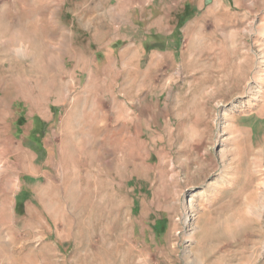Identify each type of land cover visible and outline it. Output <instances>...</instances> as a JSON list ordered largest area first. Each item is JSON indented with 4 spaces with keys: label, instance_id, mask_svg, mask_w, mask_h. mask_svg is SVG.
I'll return each instance as SVG.
<instances>
[{
    "label": "rangeland",
    "instance_id": "374dc122",
    "mask_svg": "<svg viewBox=\"0 0 264 264\" xmlns=\"http://www.w3.org/2000/svg\"><path fill=\"white\" fill-rule=\"evenodd\" d=\"M0 264H264V0H0Z\"/></svg>",
    "mask_w": 264,
    "mask_h": 264
}]
</instances>
